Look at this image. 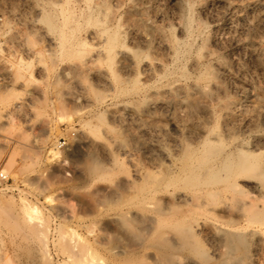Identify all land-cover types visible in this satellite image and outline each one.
<instances>
[{"label": "rangeland", "instance_id": "obj_1", "mask_svg": "<svg viewBox=\"0 0 264 264\" xmlns=\"http://www.w3.org/2000/svg\"><path fill=\"white\" fill-rule=\"evenodd\" d=\"M64 6V13L70 11L72 17L65 25L68 37L59 40L53 35V40L41 17L52 13L62 20ZM186 21H190L189 28L183 25ZM107 25L120 33L110 55L103 34ZM171 33L181 42L175 55L166 45L158 44L161 40L170 44ZM154 61L163 62L167 74L149 70ZM207 62L215 65L220 80L216 87L220 90L214 89V96L207 101L214 100L218 109H223L218 103L228 98L236 103L228 129L224 114L220 128L263 153L259 159L264 173V3L0 0V172L9 178L5 182L0 179V264H47L40 258L41 248L54 264H82L89 244L98 248L99 243H105L99 247L103 250L106 244L113 246L115 254L136 253L135 263L129 264L155 261L156 249L146 244L149 231L144 220L136 219L123 230L110 220V207L107 212L104 209L115 206L112 189L120 187L126 197L136 192L127 183L128 174L135 179L138 168L147 176L166 161L163 150L171 151L180 139L191 135L185 131L187 123L214 124L202 109L190 110L182 102L195 79L180 80V72L189 69L197 75ZM106 77L120 79L132 91L118 96ZM176 83L185 86L174 94L164 93ZM89 123L101 127L100 139L109 141L119 157L112 177L92 179L85 172L93 156L113 167L106 151L90 142ZM55 143L60 155L51 151ZM242 188L243 199L264 200V192L262 195L252 185L243 184ZM102 196H109L104 197L106 204ZM30 205L38 206V212H26ZM99 209L104 213L96 219L94 211ZM219 214L224 220L235 216L221 210ZM201 237L210 253L222 250L205 232ZM253 241L248 264H264V235ZM24 245L38 255L28 257ZM114 253L98 251L96 257H101L103 264H126ZM183 258L180 264H195V258Z\"/></svg>", "mask_w": 264, "mask_h": 264}, {"label": "bare ground", "instance_id": "obj_2", "mask_svg": "<svg viewBox=\"0 0 264 264\" xmlns=\"http://www.w3.org/2000/svg\"><path fill=\"white\" fill-rule=\"evenodd\" d=\"M257 1L264 3V0ZM67 3L65 0V4ZM61 12L60 14H63V21L58 20L52 13H43L41 17L46 24L44 27H47V33H45L53 40L55 37L53 35H56L58 38H55L59 40H65L68 37L65 25L72 18L69 14L71 12L69 11L68 14H65V6L62 7ZM59 21L62 22L60 23ZM186 22L183 25H188L189 28L190 21L187 24ZM146 27L148 26L146 25ZM103 32L108 41L107 53L110 55L117 40H119L120 33L109 25L103 28ZM171 34V43L166 40L170 44L163 43L161 42L162 40L158 44L160 46L166 45L170 49V52H172L171 54L174 53L175 55L177 54V46L181 42L175 36V33ZM145 41L150 43V40H147V38ZM135 52L137 53L138 51ZM197 59L201 60L202 58ZM199 60L194 65L199 64ZM207 63V66L204 63L206 67L203 66L204 69L199 73L197 72V75H193L194 73L192 74L191 71H188L189 69H183L180 72L181 78L180 76L178 78L180 80L185 78L184 81L186 79H195V81L191 80L194 82H192L193 84L189 83V89L182 102L190 110L202 109L207 118L213 119L214 124L210 125L206 121L187 123L185 131L193 136L190 135L180 139L179 143L171 151L163 150L162 153L166 161L161 162L156 170L149 172L147 176H144L143 171L138 168L135 169V179L130 178L128 174L127 183L129 187L135 188L136 192H130L126 197L121 192L123 189L120 191V187L114 188L110 186L114 188L110 193H112L111 198L114 197L113 199L116 200H114L115 203L112 201L115 206L107 203L109 206L107 205L106 209L103 208L107 212V209L110 207L111 213L114 214H112V219L110 218V220H113L114 224L120 225L123 230L124 228L127 230L129 226L134 224L130 225V222L136 219L141 218L144 220L142 222H145V225H147L146 229L149 231L146 230L148 232V235L146 234V238H148L146 244H150L156 249L155 252H157L154 254L152 251L153 257L156 255L153 262H151L152 259L148 256L151 259L149 263L147 261L148 264H180L182 257L185 259L195 258V264H248L253 254L251 253L253 238L264 235V200L259 203L254 199H243L245 193L242 188L243 184H250L261 194L264 192V173L259 159L263 153L250 149L244 142L241 143L234 134L232 135L230 132L226 133L225 131L227 130L220 128L222 126H220V118L224 114V125L228 129L232 119V107L236 103L228 98L223 104L218 103L219 105H223L221 106L223 109H218L217 105L212 104L214 100L210 103L207 101V98L214 96L213 90L217 89L216 87L219 86L218 81H220L218 80L215 65ZM220 65H218L219 70L223 69ZM152 69H155L158 73L162 71L164 75L167 71L166 65L161 61L150 63L149 70ZM159 77L162 80L164 76L161 74ZM106 79L111 83L118 96L128 95L132 91L120 79L114 80L111 77H106ZM138 83L139 81L137 80L135 84ZM184 86L183 83H176L167 87L164 93L174 94L179 92ZM217 100L219 99L217 98ZM21 103L18 102V105ZM148 103L149 105L151 104V102ZM127 107L126 105L125 108ZM221 110H224V113ZM102 119L104 120V117L102 118L101 116L100 120ZM87 125V130H89L87 133L93 139L89 138L90 142H96L97 145L106 151L113 162V167L107 166L98 157L93 156L90 158V161L88 160L85 172L92 179L112 177L119 166V157L112 149V144L109 141L100 139L101 127L99 125H91L90 123ZM51 151L53 155L61 154L57 143H55ZM104 197L102 196L103 200H106V204L107 199H104ZM105 198H109V196ZM230 201L231 203H229ZM108 202H111L110 199ZM111 206L112 208L115 207L116 211L111 210ZM37 208L38 206L36 207V205H30L29 210H26V212L30 214L37 213ZM100 209L94 211V218L98 219V217L103 216L104 211L102 212L103 209ZM219 210L225 213H233L236 218L232 216L230 219L224 220L222 219V215L219 214ZM110 211L107 214H111ZM237 218L242 219L244 223L239 222ZM202 232H205L208 238L210 237L216 248H222V250H218L219 252L217 253H210L206 249L204 240L201 237ZM142 235H145V233ZM141 239H143V236ZM93 242L95 244V240ZM103 244L105 243H99L100 246H103ZM147 245L145 246L146 248ZM106 246L104 245L105 248L102 247L104 248L103 250L99 249L98 246V248H94L89 244L87 248L85 247L86 252L82 264H103L101 257H96L97 252L106 251L110 254L114 253L113 246ZM26 248L27 250L25 249L24 253L34 259L36 255L34 249L30 250L29 247ZM93 249L97 250L94 251ZM44 251V249H40V258H45L47 264H54L46 258L47 253L45 254ZM135 254L130 251H122L117 252L115 256L117 255L120 261L127 264L137 258ZM139 262L141 263L140 260Z\"/></svg>", "mask_w": 264, "mask_h": 264}, {"label": "built area", "instance_id": "obj_3", "mask_svg": "<svg viewBox=\"0 0 264 264\" xmlns=\"http://www.w3.org/2000/svg\"><path fill=\"white\" fill-rule=\"evenodd\" d=\"M0 179L4 182L9 180L7 174H5L4 172H0Z\"/></svg>", "mask_w": 264, "mask_h": 264}]
</instances>
